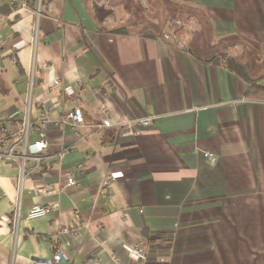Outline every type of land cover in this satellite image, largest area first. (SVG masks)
Listing matches in <instances>:
<instances>
[{"label":"crops","instance_id":"crops-1","mask_svg":"<svg viewBox=\"0 0 264 264\" xmlns=\"http://www.w3.org/2000/svg\"><path fill=\"white\" fill-rule=\"evenodd\" d=\"M152 1L42 0L38 18L0 0V129L19 130L27 114L29 142L50 145L24 173L20 161L0 160V264L57 250L70 264H264V100L188 52L190 41L111 32L145 27L137 16ZM165 1L205 17L208 36L190 39L202 56L237 36L264 51V0ZM75 107L86 124L78 132L58 122ZM151 116L137 137L91 128ZM37 206L54 210L32 216Z\"/></svg>","mask_w":264,"mask_h":264},{"label":"built area","instance_id":"built-area-1","mask_svg":"<svg viewBox=\"0 0 264 264\" xmlns=\"http://www.w3.org/2000/svg\"><path fill=\"white\" fill-rule=\"evenodd\" d=\"M4 3L16 7L18 10L28 11L34 13L39 18V12L42 7V0H3ZM166 40L168 41H178V36L175 34L166 35ZM185 42H182L183 46ZM28 78L30 79V86L33 87L34 76L32 71H28ZM53 86L56 88L62 87V82L56 80L53 82ZM97 94L101 98L104 97L102 90H98ZM52 107H47L43 109L40 113V117L37 123V130L42 131L46 128L47 123L50 122V111ZM156 117L151 116L145 119H119L115 122L108 118H103L98 124L92 126V130H105L114 129L118 137L133 136L137 137L141 133V128L149 127L152 121ZM59 125L62 127H71L74 132H78L79 129L85 126V120L82 110L79 107L67 110L64 112L60 120ZM31 128V121L27 114L23 117L21 127L17 131H10L4 127L0 129V160L7 161H20L23 165V173L26 162L30 158L39 157V155L48 150L50 145L48 141L40 140L35 143L29 142V131ZM22 150L21 156L16 155V150ZM205 157L208 159L211 165H215L217 157L210 152L205 153ZM24 175V174H23ZM68 185L75 186L77 181L73 175L68 176ZM54 210V207L50 206H37L31 209L32 216L45 215ZM63 233L68 231L63 230ZM145 253V244L142 243L141 246L137 248V254L143 256ZM70 257L61 250H57L50 259L40 260L35 262V264H70Z\"/></svg>","mask_w":264,"mask_h":264},{"label":"trees","instance_id":"trees-1","mask_svg":"<svg viewBox=\"0 0 264 264\" xmlns=\"http://www.w3.org/2000/svg\"><path fill=\"white\" fill-rule=\"evenodd\" d=\"M163 1H164V4H165L167 11H169V14L171 15L170 20H175L177 14H180V16L182 18H184L185 21H188L191 16L184 17V15L186 16V13L188 10H193V11L196 10V9L190 8L188 6L174 4V3H171V2L165 1V0H163ZM171 10L173 11V14H172ZM199 13L202 15L201 12H199ZM204 18L205 17L202 15V19H204ZM204 23L205 22L201 21L200 25L203 26ZM130 24L131 25H124V28L114 29L111 32L116 33V34H123V35L132 34V32L130 31V27H136L139 23L133 22ZM205 24L207 25V23H205ZM156 27L157 26L153 27L152 30L147 29L148 31L145 32L143 34V36L146 38H151V39H160V40H163L164 42H166L168 44L177 45V46H180L182 48L186 47L187 43L182 39H178V41L166 40V38H165L166 35L172 36L173 34L166 33L164 29L159 30ZM182 42H185V44L183 46L181 45ZM216 43H218V44H216ZM216 43H215L216 45L220 44L219 42H216ZM217 48H219L220 50L216 49V50H214V53H212L211 55L206 56V57H204L205 55L202 56L200 54L201 52L203 53V51H200V49H198L196 51L194 49L192 42L188 43L186 50L188 52L194 54L200 61L213 63L215 65L222 66V67L229 69L230 71L235 72L236 74L240 75L242 78H244L246 80V82H248V84L250 86V88L248 90L247 97L250 99L264 100V85L260 84V82L264 79V71L262 72V74H260V73L256 74L255 71L250 72V70L248 69V65L244 64V62L241 61L242 57L247 55L250 58V61H247V62H250V65L254 62L258 64L257 61L261 62L260 60H262L260 55H259V51H262L263 49L258 44H256L255 42H253L249 39H246L245 37H242V36H237L235 38L229 39L226 42H222L219 46H217ZM222 48H226V49L224 50ZM210 49H212V47ZM262 64L264 65V61ZM259 66L261 67V64ZM258 72H260V71H258ZM150 241H152V240H150Z\"/></svg>","mask_w":264,"mask_h":264},{"label":"rangeland","instance_id":"rangeland-1","mask_svg":"<svg viewBox=\"0 0 264 264\" xmlns=\"http://www.w3.org/2000/svg\"><path fill=\"white\" fill-rule=\"evenodd\" d=\"M151 4V10L145 11L143 14L140 12V14L142 15L139 16H137V14H139L138 7L134 4H131V10L135 12L137 18H144L142 23L146 25V29L144 27H140V24H138L136 27H130V31L132 33L144 34L148 30H152L153 27L157 26L156 28H158L159 30L164 29L166 33L175 34L176 36H178V39H184V41L187 40L188 42H191L190 39H192V37L198 36L199 34L208 36L209 27L205 24V19H202V15L198 11L188 10L186 16L184 15V17L191 16L188 21H185L184 18L180 16V14H177L175 20H170L171 15L169 14V11H167L163 0H155L154 2L152 1ZM201 21L205 22L203 26L200 25ZM139 22L137 21L136 23ZM259 55L262 59L260 60L261 62L257 61L258 64L254 62L251 65L250 62H247L250 61L249 56L245 55L242 57L241 61L244 62V64L248 65V69L250 70V72L255 71L256 74H262V72L264 71V65L262 64L264 61V51H259ZM260 64L261 67L259 66ZM257 70L260 72H258Z\"/></svg>","mask_w":264,"mask_h":264}]
</instances>
